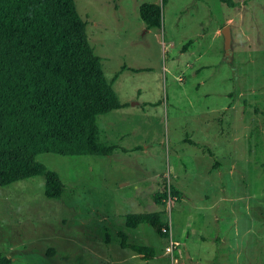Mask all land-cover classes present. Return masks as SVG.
<instances>
[{
    "label": "rangeland",
    "instance_id": "374dc122",
    "mask_svg": "<svg viewBox=\"0 0 264 264\" xmlns=\"http://www.w3.org/2000/svg\"><path fill=\"white\" fill-rule=\"evenodd\" d=\"M74 1L126 104L97 115L116 148L37 154L64 191L46 197L40 175L0 187V251L10 264H264V0ZM142 2L160 4V27L140 19ZM167 183L181 196L155 203ZM160 209L175 263L166 237L125 225L127 213ZM119 233L156 255L121 247Z\"/></svg>",
    "mask_w": 264,
    "mask_h": 264
},
{
    "label": "trees",
    "instance_id": "16d2710c",
    "mask_svg": "<svg viewBox=\"0 0 264 264\" xmlns=\"http://www.w3.org/2000/svg\"><path fill=\"white\" fill-rule=\"evenodd\" d=\"M220 1L236 5L235 0ZM138 13L146 27H160V4L142 2ZM191 43L188 40L182 49ZM120 69L143 70L125 65ZM125 105L103 74L74 0H0V187L40 175L44 195L59 198L64 183L56 171L36 160L37 154L108 155L116 147L104 142L97 115ZM168 189L176 198L181 196L174 185ZM165 198L166 184L153 195L158 204ZM162 214L161 209L127 213L125 225L145 223L167 238L168 230L161 231L167 226ZM119 236L121 247L142 258L156 255L153 247L130 243L124 233ZM10 261L0 251V264Z\"/></svg>",
    "mask_w": 264,
    "mask_h": 264
},
{
    "label": "built area",
    "instance_id": "2783aa9c",
    "mask_svg": "<svg viewBox=\"0 0 264 264\" xmlns=\"http://www.w3.org/2000/svg\"><path fill=\"white\" fill-rule=\"evenodd\" d=\"M168 184H167V198H170V191L168 189ZM166 225H164L162 228H161V231L162 232H165L168 230V236H167V239H168V245L165 247V252L170 256V260L172 263H175L176 262V259L173 258V249L175 248V246L178 244L176 241H174L171 237V220H170V217L168 216L165 220ZM168 228V229H167Z\"/></svg>",
    "mask_w": 264,
    "mask_h": 264
},
{
    "label": "water",
    "instance_id": "95a60500",
    "mask_svg": "<svg viewBox=\"0 0 264 264\" xmlns=\"http://www.w3.org/2000/svg\"><path fill=\"white\" fill-rule=\"evenodd\" d=\"M221 33L224 37V55L227 56V60H229V56L231 54V50H230V42H231V36H230V31H229V27L225 26L223 29H221Z\"/></svg>",
    "mask_w": 264,
    "mask_h": 264
},
{
    "label": "crops",
    "instance_id": "0c3cea01",
    "mask_svg": "<svg viewBox=\"0 0 264 264\" xmlns=\"http://www.w3.org/2000/svg\"><path fill=\"white\" fill-rule=\"evenodd\" d=\"M108 122H109V121H108ZM167 184H168V183H167ZM167 184H166V185H167ZM171 226H172V225H171Z\"/></svg>",
    "mask_w": 264,
    "mask_h": 264
}]
</instances>
